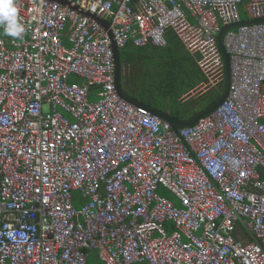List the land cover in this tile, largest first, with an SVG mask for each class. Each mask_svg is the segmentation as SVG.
I'll return each mask as SVG.
<instances>
[{
	"label": "built area",
	"instance_id": "built-area-1",
	"mask_svg": "<svg viewBox=\"0 0 264 264\" xmlns=\"http://www.w3.org/2000/svg\"><path fill=\"white\" fill-rule=\"evenodd\" d=\"M67 1L109 27L16 0L25 32L0 34V264H264V22L225 33L228 95L177 130L121 97L113 48L172 31L196 90L222 91L218 35L264 18V0Z\"/></svg>",
	"mask_w": 264,
	"mask_h": 264
},
{
	"label": "trees",
	"instance_id": "trees-1",
	"mask_svg": "<svg viewBox=\"0 0 264 264\" xmlns=\"http://www.w3.org/2000/svg\"><path fill=\"white\" fill-rule=\"evenodd\" d=\"M241 10L243 19L244 14L248 17L244 5L241 6ZM168 37L170 38V35ZM169 42L171 45L166 47L152 44L139 47L133 42H129L126 47L121 49V59L125 66L130 67L132 73L140 64L152 63L157 67L158 77L156 80H148L147 69L142 70L141 77L137 78L139 82L140 79H143L141 84L144 81L148 82L144 83L142 87L145 89V97L150 100V103L157 105H160L157 101H161V110H165L167 102H169L172 106L170 109L173 110L171 115H178L175 116L177 118L191 117L215 102L221 91L201 90L185 99L183 96L190 90L197 91L198 84L205 81V78L194 57L188 52L178 53L182 47L178 48L173 43L175 42L174 38H170ZM144 100L146 101L145 98ZM76 204L78 205V203Z\"/></svg>",
	"mask_w": 264,
	"mask_h": 264
},
{
	"label": "water",
	"instance_id": "water-1",
	"mask_svg": "<svg viewBox=\"0 0 264 264\" xmlns=\"http://www.w3.org/2000/svg\"><path fill=\"white\" fill-rule=\"evenodd\" d=\"M59 2H62L64 4H68L71 8L76 9L77 11H82L80 10V8L76 5H74V3H71L67 0H56ZM83 14L96 19L99 23H101L103 26L105 27H109V22L104 18V17H100L97 16L93 13L90 12H86V11H82ZM264 22V18L262 19H256V20H243L231 25H227L224 26L219 35H218V40H219V46L221 48L223 57H224V61H225V82H224V86L223 89L220 93L219 98H217V100L215 102H213L211 105H209L207 108L201 110L200 112L196 113L195 115L191 116L190 118H177L167 112L158 110L156 108H154L151 105L145 104L143 102H141L140 100L134 98L132 95L128 94L123 87V69H124V64L122 62L121 59V50L119 49V47L116 45L115 42H113V48H114V54H115V64H116V87L117 90L119 92V94L121 95V97H123L125 100L129 101L130 103H133L135 105H139V106H144L146 108H148L149 110H151L154 114L158 115L159 117H161L163 120L168 121L172 124L173 128L175 130H177L178 127H184V126H191L194 125L198 122L199 119H201L202 117L208 115L209 113H211L213 110H215L222 102L223 100L226 98V96L228 95V92L230 90V85H231V66H230V59H229V55L227 53V50L225 48L224 45V36L225 33L232 29V28H236L239 27L241 25H245V24H253V23H261ZM109 35L111 37H113L112 31L109 32ZM238 220L239 223L243 226L246 227V230L248 232V234L250 235V237L252 238L253 241L255 242H259L258 238L255 236V234L253 233V231L251 229H249L246 226V222L245 219L241 216H238Z\"/></svg>",
	"mask_w": 264,
	"mask_h": 264
},
{
	"label": "crops",
	"instance_id": "crops-1",
	"mask_svg": "<svg viewBox=\"0 0 264 264\" xmlns=\"http://www.w3.org/2000/svg\"><path fill=\"white\" fill-rule=\"evenodd\" d=\"M248 17H246L245 19H247ZM170 35V38L171 39H173L174 38V40H175V42H173L178 48H181L182 47V49H180V50H178V53H181V52H188L183 46H182V43L180 42V40L177 38V36L172 32V31H169L168 32V36ZM169 37H168V39H170ZM177 43H178V45H177ZM171 45V42H169V45L168 46H170ZM189 53V52H188ZM192 57H194L191 53H189ZM194 59H195V57H194ZM195 61H196V59H195ZM142 68H144V65H139L137 68H136V70L132 73V70L130 69V67H127V66H125L124 65V69H123V80H124V83H125V86H126V92L128 93V94H130V95H132L134 98H136V99H138V100H140L141 102H143V103H145V104H148V105H151V106H153L154 108H156V109H158V110H161V101H157L158 102V104H160V105H157V104H155V103H150L149 101L150 100H148L146 97H145V94H144V92H145V89H143L142 87H143V84L144 83H148V82H146V81H144V83H142L141 84V81L143 80V79H140L141 81L139 82V79H137V78H139V77H141V74H142V70H146L147 68H148V66H145V68L144 69H142ZM130 73H131V75H130ZM203 73V72H202ZM204 75V74H203ZM157 77H158V74H157ZM156 77V78H157ZM204 78H205V76H204ZM122 80V81H123ZM149 80V79H148ZM202 83V82H201ZM201 83H199L198 85H200ZM157 85H158V83H157ZM157 85H155V86H157ZM193 90H190L188 93H186V95L187 94H189V93H191ZM183 97H185V96H183ZM144 98L146 99V101L144 100ZM170 107H172L171 105H170V103L169 102H167V106H166V109L165 110H161V111H164V112H167V113H169V114H171L172 112L171 111H173L172 109H170ZM173 114V113H172ZM174 116H178V115H175L174 114ZM187 118H190V117H187ZM246 222V221H245ZM245 224H247V223H245ZM243 226V225H242ZM243 227H245V226H243ZM244 229V228H243ZM245 231H246V233H247V235L246 236H244V232H243V230L242 231H240L239 232V236L240 237H245V239L246 240H252V238L250 237V235L248 234V232H247V230H246V227H245V229H244Z\"/></svg>",
	"mask_w": 264,
	"mask_h": 264
},
{
	"label": "clouds",
	"instance_id": "clouds-1",
	"mask_svg": "<svg viewBox=\"0 0 264 264\" xmlns=\"http://www.w3.org/2000/svg\"><path fill=\"white\" fill-rule=\"evenodd\" d=\"M0 28L7 36L14 39L22 38L25 27L19 17L16 0H0Z\"/></svg>",
	"mask_w": 264,
	"mask_h": 264
},
{
	"label": "rangeland",
	"instance_id": "rangeland-1",
	"mask_svg": "<svg viewBox=\"0 0 264 264\" xmlns=\"http://www.w3.org/2000/svg\"><path fill=\"white\" fill-rule=\"evenodd\" d=\"M247 17V15L246 14H244V19ZM69 28H70V24H68L67 25V27H66V29H65V33L66 34H68L69 33ZM0 34H2V35H4V36H7V35H5L4 34V32H3V30H0ZM64 43H65V45H67V46H70L71 45V43H70V41L68 40V35H66L65 37H64ZM148 61V60H147ZM145 66H148V68H147V71H148V75H149V80H156L157 78V74H158V70H156V68L157 67H155L152 63H145L144 64ZM123 87H124V89L126 90V86H125V83H124V80H123ZM204 90H205V88H204ZM206 91V90H205ZM219 91V90H218ZM193 92H195V93H197L198 91H192L191 93H193ZM194 94V93H193ZM45 108V111L47 110V106H45L44 107ZM161 192L163 193V194H165V195H167L168 197H170L176 204H178L179 205V203H178V201H177V199L175 198V196H173L170 192H168V191H166V190H161ZM96 263L95 264H97V263H99V261L98 260H96L95 261Z\"/></svg>",
	"mask_w": 264,
	"mask_h": 264
}]
</instances>
